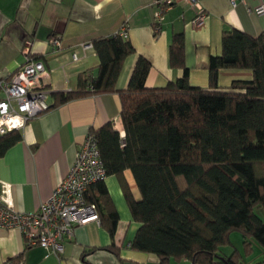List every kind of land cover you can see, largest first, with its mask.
Segmentation results:
<instances>
[{"label": "trees", "instance_id": "1", "mask_svg": "<svg viewBox=\"0 0 264 264\" xmlns=\"http://www.w3.org/2000/svg\"><path fill=\"white\" fill-rule=\"evenodd\" d=\"M91 44L98 66L79 74L77 90L54 93L53 106L90 95L119 96L124 135L110 122L89 133L139 225L130 248L155 255L159 264H243L253 244L264 254V221L256 214L264 210V31L251 37L224 30L220 55L209 60L207 88L188 83L181 33L172 35L168 53L169 65L181 76L161 88L145 87L150 63L138 57L127 87L117 90L123 62L135 49L119 34ZM223 69L250 70L252 79L222 89L217 74ZM20 139L17 131L0 138V157ZM104 181L89 186L85 200L113 237L119 216ZM234 233L242 238L241 250L232 246ZM226 248H232L229 255ZM106 250L118 254L114 245Z\"/></svg>", "mask_w": 264, "mask_h": 264}, {"label": "crops", "instance_id": "2", "mask_svg": "<svg viewBox=\"0 0 264 264\" xmlns=\"http://www.w3.org/2000/svg\"><path fill=\"white\" fill-rule=\"evenodd\" d=\"M204 12L203 23L192 26L198 8L183 0L164 12L159 32L155 33V0H0V81L8 80L24 63L23 50L41 60L46 68L45 84L50 89V108L31 119L20 131L21 139L0 157V176L8 188V200L13 210L33 213L66 176L77 150L90 130L112 123L115 131L124 135L120 119V99L115 93L90 95L62 105L53 106V94L75 91L78 76L98 66L91 50L82 51L80 44L98 38L111 37L122 28L135 53L122 65L116 82L117 90H124L138 57L150 63L145 87L161 88L175 82L181 71L169 65V43L173 34L184 36V60L189 70L188 83L192 87L207 88L208 67L212 56L221 53V34L236 29L251 37L264 31V15L254 9L264 0H194ZM57 37L62 50L53 54L49 39ZM80 60L72 63L71 53ZM250 70L223 69L217 74L220 88H228L234 81H250ZM124 180L133 197L139 193L129 171ZM119 221L113 237L99 221L77 225L73 237L63 243V252L32 245L25 247L22 233L17 229H0V264L14 262L21 255L22 264H159L155 255L130 248L138 224L129 213L120 180L107 176L104 181ZM256 214L264 221V210ZM233 248L241 250L242 238L234 235ZM114 245L118 254L106 250ZM232 248L224 249L229 255ZM88 252L83 260L82 255ZM18 261V262H19ZM264 264L263 251L253 244V253L243 264ZM170 264H191L171 261Z\"/></svg>", "mask_w": 264, "mask_h": 264}, {"label": "built area", "instance_id": "3", "mask_svg": "<svg viewBox=\"0 0 264 264\" xmlns=\"http://www.w3.org/2000/svg\"><path fill=\"white\" fill-rule=\"evenodd\" d=\"M175 1L155 0V33L160 30L163 12ZM183 1L198 8L192 26H200L204 19L202 9L194 0ZM236 1L243 0H231L232 5H235ZM163 4L166 6L163 7ZM254 13L257 16L264 15V5L256 7ZM117 34L123 38L128 36L125 28ZM49 45L53 54L57 55L62 50L61 41L57 37H51ZM79 48L82 51L91 50L92 44H80ZM23 54L25 60L17 72L8 80L0 81V138L22 130L31 119L50 108V89L44 82L45 65L29 54L28 46H25ZM70 60L76 63L80 57L74 51ZM106 178L96 139L88 133L80 144L66 176L33 213L13 210L7 196V185L0 176V229H17L24 237L25 246L37 245L58 256L63 252L64 241L72 239L75 226L98 221L96 207L86 203L85 193L89 186ZM17 264L22 263L19 261Z\"/></svg>", "mask_w": 264, "mask_h": 264}, {"label": "rangeland", "instance_id": "4", "mask_svg": "<svg viewBox=\"0 0 264 264\" xmlns=\"http://www.w3.org/2000/svg\"><path fill=\"white\" fill-rule=\"evenodd\" d=\"M234 235H237V233L232 234V235H231V239H232V237H233ZM238 235H239V234H238ZM226 249H227V248H226ZM228 249H229V248H228Z\"/></svg>", "mask_w": 264, "mask_h": 264}]
</instances>
